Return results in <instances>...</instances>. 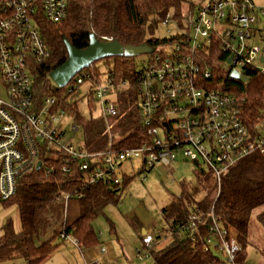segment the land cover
Returning <instances> with one entry per match:
<instances>
[{
    "label": "built area",
    "instance_id": "2783aa9c",
    "mask_svg": "<svg viewBox=\"0 0 264 264\" xmlns=\"http://www.w3.org/2000/svg\"><path fill=\"white\" fill-rule=\"evenodd\" d=\"M67 9L68 0H0V77L7 93V100L0 99V200L15 194L17 179L35 168L37 161L41 162L40 167L43 165V149H56L78 159V169L86 173L85 184L104 183L116 186L117 191L122 182L118 170L123 161L132 157L141 156L142 169L147 171L156 165L169 166L180 153L186 160L203 165L219 188L223 175L236 162L255 153L264 154V106L250 116L244 96L230 88L209 86L212 72L202 66L198 57L206 46L217 43L226 53L228 76L231 69L248 80L254 72L264 76V66L258 65L264 62V47L249 42L256 35L253 29L257 14L264 15V7L256 6L252 0H202L193 8L183 6L180 16H187V31L154 47L135 72L145 140L131 148L116 150L110 144L100 151H88L82 142L73 144L71 138L66 139L61 122L66 110L58 97L45 96L37 101L33 96L34 65L50 56L41 22L59 23ZM169 18L166 12L162 22L167 23ZM257 34L264 43V34ZM98 39L112 40L105 36ZM87 68L58 87L63 89L62 96L82 97L81 86L88 83L98 109L96 116L105 120L117 116L118 95L128 86V80L105 70L102 84L100 70ZM70 130L73 135L80 132L75 119ZM52 169L50 166L47 172ZM63 170H68L67 166ZM73 196L80 197L81 193L63 194L65 200ZM208 215L210 233L203 238V249L218 253L222 262L216 264H245L236 260L241 246L235 230L220 225L212 207ZM204 223V215L193 212L177 229L193 237ZM60 236L77 245L69 235ZM152 242L151 232L141 235L142 246L134 256L138 264L153 258ZM90 263L101 261L97 257Z\"/></svg>",
    "mask_w": 264,
    "mask_h": 264
},
{
    "label": "trees",
    "instance_id": "16d2710c",
    "mask_svg": "<svg viewBox=\"0 0 264 264\" xmlns=\"http://www.w3.org/2000/svg\"><path fill=\"white\" fill-rule=\"evenodd\" d=\"M179 1L68 0L67 14L62 21L55 24L45 20L41 22L40 30L50 56L46 61L34 65L33 96L37 101L45 96L60 99L61 106L74 114L81 132V146L86 150L100 151L110 144L112 148L122 150L137 146L145 140L134 84L137 69L133 56H109L94 61L90 65L93 70H100L102 65L107 71H113L117 78L128 80L129 84L119 92L120 112L117 116L107 120L91 114L84 117L81 115L79 101L72 100L67 94L62 96L63 89L57 86L52 88L50 84L49 72L67 57L63 38L79 49L87 47L89 32H93L97 38L105 36L116 39L123 45L147 43L156 47L169 43L176 37L156 38L147 33L151 34L154 25L170 7L175 8ZM186 2L193 8L201 0L197 3ZM198 57L202 66H208L212 72L209 86L230 88L244 96L249 104L247 111L250 116L256 115L264 106L263 75L254 72L246 82L230 78L225 63L226 53L217 43L212 42L206 46ZM40 158L43 165L22 174L17 179L15 194L8 200H0L5 204L16 205L21 222L20 231L14 229L11 220L2 226L0 263L20 259L22 262L8 264H40L57 246V238L65 240L61 238V233L74 238L79 249L94 247L98 243V235L91 224L93 218L102 212L105 205L117 203L131 179L124 175L118 191L116 186L104 183L87 185L85 171L78 169V159L73 160L52 148L43 149ZM50 166L53 169L47 172ZM64 166L68 170H63ZM197 166L196 186L183 184L181 195L161 208L171 241L157 251L152 250L154 264L222 262L215 250L203 249V238L210 233L208 214L211 207L220 225L236 230L241 246L236 260L243 263L251 213L255 208L264 206V154L255 153L236 162L223 175L219 188L211 173ZM77 191L81 193L80 197L64 199L63 194H74ZM199 191L202 195L196 199L195 195ZM70 210H73L71 216ZM193 212H201L205 223L199 233H194L192 237L177 228ZM257 221L264 229V209L257 214Z\"/></svg>",
    "mask_w": 264,
    "mask_h": 264
},
{
    "label": "rangeland",
    "instance_id": "374dc122",
    "mask_svg": "<svg viewBox=\"0 0 264 264\" xmlns=\"http://www.w3.org/2000/svg\"><path fill=\"white\" fill-rule=\"evenodd\" d=\"M186 1L200 2V0ZM186 1L181 0L175 8L173 6L170 7L167 10L170 16L167 23L164 24L162 19H160L154 25L153 32L151 34L148 32L147 34L156 38H168L177 33L186 32L188 25L187 16L185 13L179 16L180 9L187 5ZM255 26L261 27L264 30V15L257 14ZM254 39L255 41L249 40V42H258L256 45L260 48L264 47V43L258 34L255 35ZM148 57V54L134 56L133 61L136 69L140 68L147 61ZM258 65L264 66V62H258ZM105 70L106 68L101 65L100 79L102 84L104 83L102 74H104ZM49 80L51 87L56 88L55 82L51 78ZM81 91L83 92L82 97L78 94L72 96V100L79 101L81 115L84 117H89L90 114L92 116L98 115L97 106L91 100L88 83H84L81 86ZM0 99L7 100V93L1 77ZM73 120L74 114L66 110V113L61 118V122L66 130V139L72 138L71 142L78 144L82 140V137L80 132L71 135L70 125ZM201 167L204 168L203 165ZM198 169L199 167L197 165L186 160L180 153H177L175 160L169 166L156 165L147 171H143L142 169L141 156L132 157L130 160L123 161L118 170V175L121 180L124 175L125 177H131V179L123 189L117 203L105 205L102 212L93 218L91 224L98 235V243L95 247L98 249L105 247L119 255L116 264H128V260L124 255H126L127 251L133 253L135 248H140L139 235L141 227L144 229L155 227L151 231L153 236L152 248L154 251L166 246L171 241V236L166 231V223L163 219L161 208L169 203L170 200L181 195V187L183 184H187L190 187L196 186L195 171ZM143 175H145L144 179H142ZM201 195L199 191L195 195L196 199L200 198ZM262 209H264V206L255 208L250 216L247 244L243 252L245 264H264V229L257 221V214ZM71 214H73V210H70V216ZM7 220H11L13 227H16V205L13 203L5 204L0 201V237L2 234V226ZM159 231L160 234L158 235ZM56 245L53 252L40 264H83L79 250L69 242V239L59 240L57 238ZM150 257H152V252ZM152 259L149 260V258H146L144 264H154ZM14 262H22V260H9L1 263L8 264ZM134 264H138V260L134 261Z\"/></svg>",
    "mask_w": 264,
    "mask_h": 264
},
{
    "label": "water",
    "instance_id": "95a60500",
    "mask_svg": "<svg viewBox=\"0 0 264 264\" xmlns=\"http://www.w3.org/2000/svg\"><path fill=\"white\" fill-rule=\"evenodd\" d=\"M63 42L67 51L66 60L52 69L48 76L51 78L57 87L64 86L78 71L89 67L94 61L109 56H137L139 54H150L155 48L147 43L139 45L126 44L123 45L116 39L103 41L97 38L93 32H89L88 45L85 48L74 47L66 38ZM230 58H227V63ZM229 77L246 82L247 76H244L237 71L231 69ZM41 162L37 161L36 169L40 167ZM144 232V231H143Z\"/></svg>",
    "mask_w": 264,
    "mask_h": 264
},
{
    "label": "crops",
    "instance_id": "0c3cea01",
    "mask_svg": "<svg viewBox=\"0 0 264 264\" xmlns=\"http://www.w3.org/2000/svg\"><path fill=\"white\" fill-rule=\"evenodd\" d=\"M253 1V3L256 5V6H259V7H264V0H252ZM201 2H202V0H201ZM254 32L256 33V35H257V33H259V32H261V33H263L264 34V30L261 28V27H257V26H255L254 25ZM252 41H255V39L254 38H252L251 39ZM254 43H258V42H254ZM71 135H73V134H71ZM72 139V138H71ZM82 142V140L80 141V143ZM176 198V197H175ZM171 201V200H170ZM168 204V203H167ZM17 208V207H16ZM4 223V222H3ZM16 228V229H15ZM14 229L16 230V231H20L21 230V222H20V217H19V212H18V208H17V225H16V227H15ZM155 227H150V228H148V229H144V228H142L141 227V231H140V235H139V238H140V247L142 246V243H141V235L143 234V233H145V232H151V231H153V229H154ZM233 229V228H232ZM234 230V229H233ZM144 231V232H143ZM235 232H236V230H235ZM160 233V232H159ZM158 233V234H159ZM237 233V232H236ZM66 240V239H65ZM70 242V241H69ZM70 243H72V242H70ZM73 244V243H72ZM74 245V244H73ZM76 246V245H75ZM102 248V247H101ZM101 248H96L95 246L94 247H92V248H88V249H84V250H82V249H79V248H77L78 250H79V254H80V256H81V258H82V260H83V264H91L90 263V261L92 260V259H96L97 257L100 259V261H101V264H116L117 263V257H119V255H117V254H115L112 250H108L107 248H105V251L104 252H101L100 251V249ZM139 248V247H138ZM106 249H107V251H106ZM136 249L137 248H135L134 250H133V253H129L128 251L126 252V255H124L125 257H126V259L128 260V264H134V261H136L135 260V252L134 251H136ZM152 250H153V248H152Z\"/></svg>",
    "mask_w": 264,
    "mask_h": 264
}]
</instances>
